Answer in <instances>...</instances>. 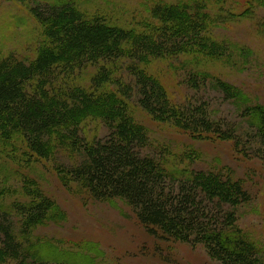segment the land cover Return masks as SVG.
<instances>
[{
  "label": "trees",
  "instance_id": "trees-1",
  "mask_svg": "<svg viewBox=\"0 0 264 264\" xmlns=\"http://www.w3.org/2000/svg\"><path fill=\"white\" fill-rule=\"evenodd\" d=\"M14 1L25 6L41 38L32 60L0 56V158L29 163L78 151L79 162L56 166L65 185L75 183L94 200L124 201L149 235L201 245L219 264H264V247L238 225V207L251 200L242 180L194 169L189 154L144 151L151 147L147 131L129 107L134 99L153 120L195 139L230 140L235 151H245L246 142L247 154L264 159V106L207 68L209 59L249 55L218 40L215 30L264 7V0H145L128 19L123 9L115 17L89 0ZM154 59L181 69L196 92L210 85L222 93L248 130L239 135L235 125L212 117L205 100L173 103L147 71ZM88 120L103 123L107 134L86 139ZM20 177L13 187L0 166V263L92 264L33 239L35 226L61 213L34 180Z\"/></svg>",
  "mask_w": 264,
  "mask_h": 264
},
{
  "label": "rangeland",
  "instance_id": "rangeland-1",
  "mask_svg": "<svg viewBox=\"0 0 264 264\" xmlns=\"http://www.w3.org/2000/svg\"><path fill=\"white\" fill-rule=\"evenodd\" d=\"M144 1L89 0L87 4L107 7L115 12V17H120L123 9V16L128 19L133 11L141 10ZM214 35L235 52L243 48L250 53L241 57L233 53L225 61L209 59L208 70L264 106V7H257L255 12L221 26ZM40 38V28L24 5L14 0H0V56L14 54L32 60ZM146 68L161 81L173 103L182 104L190 98L205 100L212 117L235 125L239 135L248 130L236 105L210 85L196 92L188 85L183 71L175 69L166 60L154 59ZM129 107L133 120L147 131L151 147L144 151L155 153L167 148L171 157L179 158L189 154L193 159L190 166L194 169L229 171L233 177L242 180L251 200L238 207V225L249 238L264 247V159L247 154L248 143L244 139L243 152L246 154L235 151L230 140L216 136L195 139L168 123L157 122L134 99L129 102ZM83 129L82 135L88 140L107 134L106 127L98 120H88ZM249 147L253 148V145ZM80 159L78 151L63 150L48 160L29 163L1 156L0 166L9 171L13 187L19 186L21 175L34 180L61 213L60 218L51 215L49 220L35 226L34 240L53 245L62 253L87 257L92 264H219L201 245L164 241L149 235L124 201L94 200L75 183L65 185L56 166L76 164Z\"/></svg>",
  "mask_w": 264,
  "mask_h": 264
}]
</instances>
